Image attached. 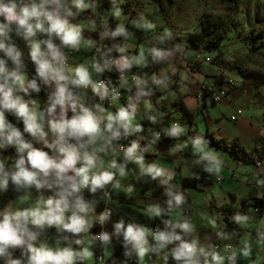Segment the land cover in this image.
<instances>
[{
  "label": "crops",
  "instance_id": "0c3cea01",
  "mask_svg": "<svg viewBox=\"0 0 264 264\" xmlns=\"http://www.w3.org/2000/svg\"><path fill=\"white\" fill-rule=\"evenodd\" d=\"M166 1L168 4L165 0H82V6L78 7L80 0H61V15L70 12L71 15L66 16L69 23L81 29L80 43L73 48L61 44L55 34L50 39L54 46L62 45L66 48L65 56H62V67L65 75L69 77V91L79 104L100 119L99 135L94 141H90L88 136L82 137L84 148L81 151L95 156V172L116 173L112 182L103 188H97L95 192H92L91 185L72 192L67 179L75 176L71 171L64 174L63 178H58L54 171L48 177L40 174L38 178L41 182H47L43 189H37L35 185H17L10 177L7 188L0 189V211H22L38 205L42 207L43 200L50 197L58 199V194L72 192L67 197L69 210L65 217L67 219L72 215L76 200L80 199L89 208L87 213H78L88 221L86 231L73 234L64 229L59 232L55 225L39 228L29 224V231L36 234V240L31 243L35 247L44 244L54 251L58 248H71L80 252L88 248L93 253V264H96V255L102 249L106 263L109 264H132V258L138 259L135 264H185L183 260H175L171 254L179 241L159 251L150 250L142 260L131 245V254L128 255L126 249L123 258L119 259L117 256L122 249L123 240L114 227L120 222H123L125 228L129 224L143 227L147 233L156 226L163 232L171 233L174 229L182 241H195L197 249H204L207 253L213 252L212 245L216 242L231 244L229 254H235V259H223L221 264H264V239L256 236L258 231L264 230V208L262 212H256L254 206L258 200L264 198V83L255 88V82L264 79V47L259 44L253 47L248 42L247 57L228 64L223 59L221 50L229 35L235 32L232 31L218 50L199 51L190 44L187 37L190 33L199 31L200 18L205 13H212L213 8L205 0ZM117 9L119 15L116 14ZM105 17L107 19L104 21ZM0 24H6L5 36L28 49L29 53L32 40H49L46 33L40 36L39 32L35 37L25 39L18 25L7 24L2 15ZM113 26L115 31L117 27L123 26L125 34L120 35V38L112 36ZM95 45L100 46L101 55H115V69L138 73L142 79L140 91L132 90L129 81L123 82L122 98L117 101L114 109L108 111L101 107L93 92L84 91L83 86L70 82L74 78V70L80 66L87 69L92 83L99 77L100 59L93 52ZM42 46L44 51L46 45ZM153 48L163 50L168 55L163 59L155 58L151 53ZM70 50H75V55H69ZM122 58L129 61V67L122 68L117 63ZM46 59L51 60V57L47 56ZM235 63L245 64L255 75L244 77L238 71L232 70ZM34 68H37L36 64L31 69ZM230 78L235 79L237 85L223 101L215 103L211 92L203 98L198 97L203 85L218 92L226 86ZM27 85L28 82L26 88ZM39 85L42 93L34 97L32 102L37 116L41 114L38 123L42 124L46 136L43 139L35 137V142L41 148H55L51 158L58 162L63 157L56 153L58 147L55 142L58 137L51 132L49 122L58 121L61 110L57 106L54 113L48 112L56 84L42 82ZM145 89L152 91L153 101L151 104L138 105L135 98ZM31 92V88H27L25 94ZM182 106L192 115L190 120L181 112ZM120 109L129 113L133 124H144L146 132L149 133L168 131L175 122L179 123V136L167 142L146 139L142 134L135 138L137 144L146 146L144 154H137L143 157V167L155 164L164 170V175L153 178L134 160H129L126 152L116 150L125 130L119 122H113L112 131H109L107 116L118 114ZM238 110H242V115L237 121H232L231 116ZM74 114L68 108L66 118L71 119ZM113 132H119V135L114 137ZM197 139L202 141L206 151L213 152L221 162L218 172L206 171L209 163L203 161L201 154L193 147ZM213 139L228 144L230 149L212 145ZM234 142H238L248 155L249 161L238 159L233 154L231 145ZM5 149L9 148L0 147V163H3L4 171L9 175L16 171V163L3 152ZM113 161L116 168L111 167ZM81 166V163L76 165L77 168ZM25 167L29 171H36L28 163ZM121 167L124 170L123 176L119 171ZM199 171H204L213 178L220 177L222 182H196L195 177ZM117 183L119 187L116 186ZM21 190L24 193H19ZM176 195L183 197L182 204L176 205ZM105 204H110L113 216L106 223L109 240L102 242L95 240L94 232L98 213ZM156 207L161 211L160 216L150 210ZM236 216L248 219L238 222ZM184 222L189 224L191 231L174 228L177 223ZM77 240L81 243H75ZM147 241L150 249L157 248L155 239L150 238ZM245 251L248 252L247 256L243 254ZM7 252L10 259H19L21 264L26 263V247L13 250L9 248ZM8 257L0 256V264H8ZM194 259L199 264H204L205 256L198 252ZM207 259L209 264H213L210 256ZM74 264L89 263L87 259H77Z\"/></svg>",
  "mask_w": 264,
  "mask_h": 264
},
{
  "label": "clouds",
  "instance_id": "9594fccd",
  "mask_svg": "<svg viewBox=\"0 0 264 264\" xmlns=\"http://www.w3.org/2000/svg\"><path fill=\"white\" fill-rule=\"evenodd\" d=\"M45 5L51 6L52 11H46ZM77 6H82V0ZM62 7L61 0H41L39 5L35 2L24 3L23 0H19V4L17 0H9L5 4L3 0H0V15L4 17L7 24L16 23L18 28L23 31L25 39L35 37L38 32L46 33L49 37L55 34L63 45L76 48L80 43L81 29L79 26L69 23L66 16L71 15L70 12L61 15ZM116 14H120L118 9ZM45 23H47V27H45ZM124 34V27L119 26L112 33V36ZM5 35L6 24H0V37ZM42 44L46 45L47 51H42ZM0 51H3L14 64L20 65V52L14 46L6 45L0 40ZM121 51L123 50L121 49ZM151 53L158 59H163L168 55L165 51L156 48L151 49ZM30 55L32 61L37 65V75L43 82L45 84L55 82L56 84L48 112L49 114L54 113L57 106H59L61 110L60 119L49 123L51 132L58 137L55 144L63 158L57 162L56 159L50 158L46 152L33 148L32 144L25 142L22 138L21 131L6 121L5 111L12 112L23 120L24 132L32 137L38 136L41 139L46 136L42 124L38 123L37 113L30 109L29 103L25 102L21 96L14 94L17 87L25 93H27V88L38 92L39 88L36 81L32 80L29 82L26 88L24 77L17 71H8L5 67V60L0 59V81H2L0 82V147L4 145L15 146L20 154V158L15 164L16 171L11 176L12 181L17 185H35L37 189H40L47 183L46 181L41 182L38 178L40 174L48 177L50 172L54 171L58 178H63L64 174L71 171L75 173V176H69L67 179L72 192H78L89 185H91L92 192H95L97 188H103L113 181L114 174L111 171L94 172L93 169L97 166L95 156L89 155L87 152L81 153V149L84 148L83 144L77 147L68 143L69 139L79 141L80 138L85 136H88L90 141H94L100 133V119L90 110L83 107L82 104H79L77 98L69 91V77L65 75L62 67L63 57L51 39L47 41L32 40ZM47 56H51V60L46 59ZM117 63L122 68L130 66L126 58H122ZM97 71H99V68H97ZM70 82L77 86L87 87L91 85L93 92L100 95L102 99L108 95V89L102 83H92L87 69L83 66L74 70V78ZM68 108L75 113L71 119L66 118ZM77 109H79V112H77ZM101 111L103 110L101 109ZM107 120V129L109 131H112L113 122H119L127 132L130 127L131 117L127 111L120 109L118 115L112 116L109 114ZM135 131H140V128H135ZM180 131L181 129L174 125L171 134L176 135ZM118 135L119 132H113L114 137ZM193 147L196 152L201 154V159L209 163L210 166L206 168V171H219L221 162L213 152L205 150L201 140L197 139L194 141ZM138 148L139 145L137 143H132L131 147L126 150V157L129 160H134L141 166L143 171L152 175L153 178L164 175V170L155 164L147 168L143 167V157L136 155ZM24 153H26V157ZM26 161L36 171H29L25 167ZM78 163L82 164L79 168L76 167ZM111 167H117L115 161L112 162ZM119 171L120 175L123 176L124 170L122 167ZM8 179V173L4 171L3 163H0V189L7 188ZM116 186L119 187V183ZM72 192L65 191L60 193L58 194V199L50 197L47 200H43L42 207L38 205L22 211L5 209L4 212L0 213V256H4L9 248L18 247H26L28 253L27 264H74L77 259H87L92 256L93 253L88 248H84L80 252L73 251L71 248H58L54 251L44 244H41L40 247H35L31 243V241L36 240V234L29 231V224L39 228H43L45 225L49 227L55 225L73 234L86 231L88 221L78 213H87L89 208L80 199L76 200L72 215L67 217V219L65 217V213L69 210L67 197L72 195ZM174 200L176 205L183 203V197L180 195H176ZM150 210L156 216L161 214L158 207ZM107 217L108 213H105L100 219L103 221ZM235 219L238 222H242L248 218L236 216ZM174 228H180L186 232L191 231L187 222L177 223ZM115 229L118 234L122 232L125 241L134 247L141 260L150 250L159 251L177 241L180 243L171 253L177 261L183 260L185 264H199V261L194 259L198 252L200 255L205 256L204 264H209L208 256L211 257L213 264H220L223 260V257L218 253H207L204 249L198 250L195 241L192 243L182 241L181 236L176 235L174 229L171 233L158 232L154 235V239L158 244L155 249H150L147 246L146 229L143 227L129 224L125 228L123 222H120L115 225ZM97 239L107 242L109 235L102 233ZM75 243L80 244L81 241L77 240ZM243 254L247 256L248 252L245 251ZM229 259L234 260L235 254L230 256ZM165 260H167V255ZM8 264H21V261L19 259H9Z\"/></svg>",
  "mask_w": 264,
  "mask_h": 264
},
{
  "label": "built area",
  "instance_id": "2783aa9c",
  "mask_svg": "<svg viewBox=\"0 0 264 264\" xmlns=\"http://www.w3.org/2000/svg\"><path fill=\"white\" fill-rule=\"evenodd\" d=\"M41 41H44V39H41ZM93 52L99 56V59H100L99 64L101 68V73L93 84L102 83L108 89V95L102 99L100 95L93 92L91 85L87 87L83 86V90L88 91V92H93L94 95L96 96V99L98 100L99 104L101 105L103 109L108 111L116 107L117 101L121 99L123 96L121 85L125 81H129L132 84V90L140 91V87H141L140 85L142 84V79L138 73H132L127 70L115 69V65H116L115 55H112V54H102L101 55L100 54L101 48L99 45H95L93 47ZM69 55L71 56L75 55V50H70ZM207 60L211 61V59L209 58ZM63 64L67 66L66 62H64ZM32 80H35L36 83H39V84L43 82V80L37 75V72L32 75ZM236 85L237 84H236L235 79H232V78H230L227 81L226 86L218 92H214L207 86L203 85L200 91L198 92V97L203 98L205 95L211 92L214 102L219 103L230 95V93L233 91ZM152 101H153V93L151 90H146V89L142 91L139 95H137L135 98V102L138 105L151 104ZM116 115L118 114H115L113 116H116ZM240 115H242V110H238L235 114H233L231 116V120L237 121ZM174 125H177L179 127L178 122H175L173 126ZM173 126L168 131L160 130V131L149 133V132H146V127L144 124L135 125L132 123V120H131L130 127L127 132L125 131L123 139L116 146V150L119 152H126L127 148L131 147L132 143L134 142L136 143L135 138L139 134H142L144 138L146 139H156L161 142H167L179 136V133L176 135L171 134ZM137 127L140 128V131H135V128ZM68 143L79 147V145L82 144V139L80 138L79 141H77L76 139H70ZM138 145H139V148L137 150L136 155L144 154L145 147H146L145 144H138ZM258 165H260V163H258ZM195 180L196 182H200V183H208V182L214 181L215 183L219 184L222 182V178L220 177L213 178L212 176H210L204 171H199L195 177ZM255 210L256 212H262L263 208L256 207ZM105 213H108V217L107 219L101 221L100 217L104 215ZM112 215H113V209L111 208L110 204H105L102 210L98 213V217L95 222V229H96L94 232L95 240L102 241V240L97 239V237H99L102 233H106V223ZM220 215H222V213H220ZM158 232H163V231L160 227H154L150 235L146 234V238L154 239V235ZM256 236L260 239H264V230L258 231L256 233ZM231 249H232L231 244L223 245L220 242H216L212 245L213 252L218 253L221 257H223V259H229V257L231 256L229 254V250ZM137 261H138L137 258H132L130 260V263L135 264L137 263ZM105 263H106L105 254H104V250L102 249L96 255V264H105ZM25 264H27V261Z\"/></svg>",
  "mask_w": 264,
  "mask_h": 264
},
{
  "label": "trees",
  "instance_id": "16d2710c",
  "mask_svg": "<svg viewBox=\"0 0 264 264\" xmlns=\"http://www.w3.org/2000/svg\"><path fill=\"white\" fill-rule=\"evenodd\" d=\"M9 0H3V3L7 4ZM17 3H19V0H17ZM241 24L230 17L226 16H219L214 13H205L199 20V31L195 33H190L187 37L190 44L196 48L199 51H205V52H213L218 50L222 43L227 39L229 33L232 31L237 30ZM112 32H115V27H112ZM252 38H250V45L255 47L257 44L264 47V29H257L253 28L251 30ZM120 38V35L117 36ZM0 40H2L6 45L14 46L17 51L20 52V65L17 66L12 62L11 59H9L3 51H0V59L5 60V67L8 69L10 67L15 68H33L35 65V62L32 61L31 55L29 53V50L25 47L17 45L15 42L7 38L6 36L0 37ZM232 70L238 71L241 75L244 77H247V75H253V71L250 68H247V66L243 63H235L232 67ZM255 75V74H254ZM2 82V81H0ZM264 83V79L261 81L255 82V88L257 89L260 85ZM37 86L39 88V91H35L33 89L30 94H23V98L29 103L30 109L34 110V105L32 100L34 97L41 95V89L39 83H37ZM17 89V88H16ZM16 95V90L15 93ZM35 111V110H34ZM181 112L184 114V116L187 119H191L192 115L188 112V110L185 107H181ZM5 118L8 123L13 125L14 127L18 128L22 133V138L25 140V142H28L32 144L33 148L37 150L44 151L48 154V156L51 158L53 155V151L55 148L53 147H45L41 148L39 147L35 142V137H32L30 134L24 132V124L23 120L18 118L14 113L5 111ZM212 145H215L218 148H222L225 150H229L230 146L228 144H223L221 141H217L215 139L211 140ZM231 150L233 154L243 161H249L248 155L243 151V149L239 146L238 142H234L231 145ZM3 152L11 157V160L16 163V161L20 158V154L17 151V148H9L3 150ZM26 157V153H24ZM27 164V161H26ZM25 164V166H26ZM256 207H262L264 208V198L258 200L256 204L254 205ZM113 216V215H112ZM112 216L110 218H112ZM114 230L115 227H114ZM119 235H122V249L118 253V258H123V252L127 249V254H131V244L127 243L125 239L123 238L122 232L119 233ZM105 264H109L105 263Z\"/></svg>",
  "mask_w": 264,
  "mask_h": 264
},
{
  "label": "rangeland",
  "instance_id": "374dc122",
  "mask_svg": "<svg viewBox=\"0 0 264 264\" xmlns=\"http://www.w3.org/2000/svg\"><path fill=\"white\" fill-rule=\"evenodd\" d=\"M205 1L211 8H213L212 13L219 16L227 15L231 19L241 24V26L237 30H235V32L229 35L227 41L224 42L223 48L221 50V53L223 54V59L228 64H232L235 61H237V59L246 58L248 42H250V38H252L251 30L253 28L264 29V0H205ZM23 2L32 3V1L29 0H23ZM165 2L166 4H168V1L165 0ZM35 3L36 4L41 3V0H37ZM50 9L51 6L45 5L46 11H50ZM106 19L107 18L105 17L104 21ZM39 35L41 36L42 33H39ZM48 38L50 39L51 37L48 36ZM56 48L60 52L61 56H65L66 48H64L62 45H59ZM43 50L47 51L46 46L43 48ZM36 69L37 68L31 69V68L10 67L7 70L10 72L17 71L19 74H21L25 79L24 81L26 85L27 82L29 83L32 81V75L35 72H37ZM23 94H25V92L21 91L17 87L16 95H19L23 98ZM24 101L26 102L25 99ZM40 115L41 114H38V117ZM4 146H7L8 148H15V146H9V145H4ZM56 153L60 154L58 150ZM81 153L83 152L81 151ZM14 170H16V168H14ZM93 171L95 172V168L93 169ZM112 173L115 174L116 171L114 172L112 171ZM11 175L12 173H9L8 177L10 178ZM19 193H24V190H21ZM58 231L61 232L62 228H58ZM151 232L150 233L146 232V234L150 235ZM10 249L13 250L15 248H10ZM8 253L9 252H6L4 257H8ZM8 259H10V256L8 257ZM87 262L89 264H93V255L87 258Z\"/></svg>",
  "mask_w": 264,
  "mask_h": 264
}]
</instances>
